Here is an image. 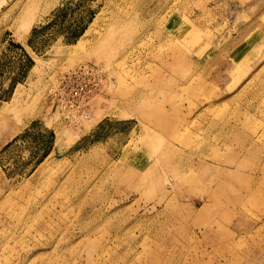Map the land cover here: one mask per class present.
Returning a JSON list of instances; mask_svg holds the SVG:
<instances>
[{"label": "rangeland", "instance_id": "374dc122", "mask_svg": "<svg viewBox=\"0 0 264 264\" xmlns=\"http://www.w3.org/2000/svg\"><path fill=\"white\" fill-rule=\"evenodd\" d=\"M245 14L0 0V264H264L262 32L237 50L264 12ZM86 61L106 84L71 122L49 94Z\"/></svg>", "mask_w": 264, "mask_h": 264}, {"label": "built area", "instance_id": "2783aa9c", "mask_svg": "<svg viewBox=\"0 0 264 264\" xmlns=\"http://www.w3.org/2000/svg\"><path fill=\"white\" fill-rule=\"evenodd\" d=\"M106 84V75L102 67L93 62H80L62 73L51 88L52 107L71 122L88 119L95 98Z\"/></svg>", "mask_w": 264, "mask_h": 264}, {"label": "crops", "instance_id": "0c3cea01", "mask_svg": "<svg viewBox=\"0 0 264 264\" xmlns=\"http://www.w3.org/2000/svg\"><path fill=\"white\" fill-rule=\"evenodd\" d=\"M264 12V0H244V13H246V17L251 19L259 20ZM256 13V14H253ZM258 23H256L257 25ZM255 29L251 28L250 30H245V23H244V47H239L237 50L244 49V59H249L253 54L259 55V38L261 37V32L264 38V31L263 29H259L260 32L256 31L258 28ZM247 26V25H246ZM260 35V37L258 36ZM241 40L238 44H241Z\"/></svg>", "mask_w": 264, "mask_h": 264}, {"label": "bare ground", "instance_id": "6f19581e", "mask_svg": "<svg viewBox=\"0 0 264 264\" xmlns=\"http://www.w3.org/2000/svg\"><path fill=\"white\" fill-rule=\"evenodd\" d=\"M91 27H92V26H90V28H91ZM90 28H89V29H90ZM89 32H90V31L87 30V31H86V34H88ZM80 40H82V39L80 38ZM80 40L78 41V44H77V45L82 47V45H84V44H83V41H80ZM77 45H76V46H77ZM242 86H243V85H242ZM185 145H186V144H185ZM231 159H232V158H231ZM231 162H232V161H231ZM44 165H45V163H43L42 166H44ZM42 166H40V167H42ZM218 170H219V169H218ZM224 171H226V170H224ZM182 179L184 180L185 177L183 176ZM169 186L173 189V188L175 187V183H171ZM245 186H246V185H245ZM166 188H168V187H166ZM166 188H165V189H166ZM205 201H206V199H205ZM192 205H193V204H192ZM192 205H187V206H190V207H188V209H187V210H188V211H187V212H188L187 215H189V216H192V215H193V210H194V209H193ZM87 212H89V210H87ZM179 212H180V211H179ZM180 213H181V212H180ZM89 216H90V215H89ZM179 227H182V226L180 225ZM41 254H42V253H41Z\"/></svg>", "mask_w": 264, "mask_h": 264}]
</instances>
